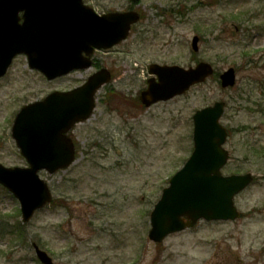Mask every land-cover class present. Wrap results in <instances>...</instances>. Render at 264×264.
Here are the masks:
<instances>
[{
    "label": "rangeland",
    "instance_id": "1",
    "mask_svg": "<svg viewBox=\"0 0 264 264\" xmlns=\"http://www.w3.org/2000/svg\"><path fill=\"white\" fill-rule=\"evenodd\" d=\"M96 13L137 11L126 41L94 55L112 74L88 121L74 127L76 162L53 176L41 172L53 202L20 228L19 204L0 187V264H40L36 243L54 264H264V0H84ZM198 37V52L191 40ZM204 40V41H203ZM213 66L216 76L148 109L139 103L151 64ZM235 70L222 89L218 75ZM95 70L47 82L14 60L0 79V164L24 167L10 136L19 109L54 91L72 90ZM224 102L229 159L223 175L251 174L235 197L241 218L200 223L149 241V214L168 179L192 151V115ZM21 230L24 241L11 231Z\"/></svg>",
    "mask_w": 264,
    "mask_h": 264
},
{
    "label": "water",
    "instance_id": "2",
    "mask_svg": "<svg viewBox=\"0 0 264 264\" xmlns=\"http://www.w3.org/2000/svg\"><path fill=\"white\" fill-rule=\"evenodd\" d=\"M138 21L139 15L133 11L99 16L84 7L82 0H0V78L18 55H24L29 69L47 81L87 70L95 49L107 50L124 41ZM191 46L198 51L197 37ZM148 72L153 77L139 96L146 108L183 95L214 71L210 64L201 62L189 69L152 64ZM110 80V73L102 69L81 87L53 92L22 107L15 116L11 137L28 166L6 168L0 164V185L19 202L23 224L52 201L51 190L39 173L52 176L74 163L75 145L68 134L91 117L96 93ZM219 80L223 89L232 88L235 71L228 69ZM223 113L224 103L216 102L192 116L193 151L169 179L150 213V241L161 243L201 220L225 222L240 217L234 198L253 178L250 174L221 173L228 160L224 149L227 132L219 123ZM33 247L41 264H54L44 251Z\"/></svg>",
    "mask_w": 264,
    "mask_h": 264
},
{
    "label": "flooded vegetation",
    "instance_id": "3",
    "mask_svg": "<svg viewBox=\"0 0 264 264\" xmlns=\"http://www.w3.org/2000/svg\"><path fill=\"white\" fill-rule=\"evenodd\" d=\"M84 4L87 5L84 1ZM96 54V53H95ZM94 54V55H95ZM92 68L96 71L98 70L99 68H101V66L99 64L96 63L94 57L92 58ZM226 262L223 263V264H236V263H232V259L230 258V256L227 257V259L225 260Z\"/></svg>",
    "mask_w": 264,
    "mask_h": 264
},
{
    "label": "trees",
    "instance_id": "4",
    "mask_svg": "<svg viewBox=\"0 0 264 264\" xmlns=\"http://www.w3.org/2000/svg\"><path fill=\"white\" fill-rule=\"evenodd\" d=\"M23 226L20 225V228H22ZM9 234H11L12 236L17 235L18 237H20L21 242L24 241V233L21 230H16V231H11L9 232Z\"/></svg>",
    "mask_w": 264,
    "mask_h": 264
}]
</instances>
